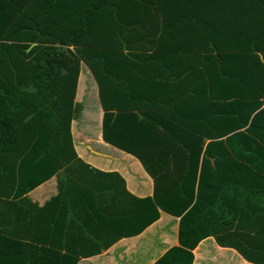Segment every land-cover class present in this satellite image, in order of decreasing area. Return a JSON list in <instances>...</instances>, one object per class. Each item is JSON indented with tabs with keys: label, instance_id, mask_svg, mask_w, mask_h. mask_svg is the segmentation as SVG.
Returning <instances> with one entry per match:
<instances>
[{
	"label": "trees",
	"instance_id": "16d2710c",
	"mask_svg": "<svg viewBox=\"0 0 264 264\" xmlns=\"http://www.w3.org/2000/svg\"><path fill=\"white\" fill-rule=\"evenodd\" d=\"M260 56L264 0H0V264H79L51 207L82 184L80 169L114 177L137 202L98 225L114 236L97 252L165 212L180 218V246L156 264H194L209 237L264 264ZM84 66L98 83L102 140L141 162L152 197L77 158ZM55 176L58 196L38 208L27 194Z\"/></svg>",
	"mask_w": 264,
	"mask_h": 264
},
{
	"label": "crops",
	"instance_id": "0c3cea01",
	"mask_svg": "<svg viewBox=\"0 0 264 264\" xmlns=\"http://www.w3.org/2000/svg\"><path fill=\"white\" fill-rule=\"evenodd\" d=\"M93 87L96 92L95 99L92 96ZM93 100L97 103L93 104ZM75 101L82 106L79 118L71 123L73 147L77 158L90 169L106 175H118L124 180L125 191L130 196L138 199L152 197L154 180L141 162L136 157L102 140L104 110L100 103L98 83L88 68L87 70L83 68L79 74ZM85 104L87 108L92 106L97 118L99 132L95 138L86 131V126L91 124L94 114L87 115L86 123L81 120L83 113L86 112ZM67 168L68 166L64 169ZM64 169L59 175L65 172ZM81 174H84L80 182L82 184L78 187L67 185L63 188L65 199H62V203L57 207H51L52 214L56 215L57 229L62 232L65 228L68 230V236L65 239L58 233L59 241L72 243L70 247L82 257L79 264H156L172 247L180 246V218L161 212L160 219L139 236L121 239L107 250L102 249L97 252L114 236L98 229V225L100 223L115 225L108 221L107 216L122 213L127 207L128 209L136 208L137 202L125 197L123 199L120 187L116 190V186H113V183L118 182L114 177L87 173L84 169H80L78 175ZM58 184V176H55L29 192L27 197L32 204L41 208L58 196L60 192ZM78 226H83L89 236L88 233H84V236L88 237L82 236L83 230H79ZM135 226L136 224L126 227L123 231L134 232ZM119 231L122 230L119 229ZM193 254L194 264H252L234 249L220 247L214 237L203 240Z\"/></svg>",
	"mask_w": 264,
	"mask_h": 264
},
{
	"label": "rangeland",
	"instance_id": "374dc122",
	"mask_svg": "<svg viewBox=\"0 0 264 264\" xmlns=\"http://www.w3.org/2000/svg\"><path fill=\"white\" fill-rule=\"evenodd\" d=\"M84 68V70H87V68L86 67H83ZM92 93H93V95L92 96H94L93 97V99H95V94H96V92H95V88L93 87L92 88ZM96 100H93V104L94 103H97V102H95ZM92 104V103H91ZM85 108H86V112H84L83 113V115H82V118H81V120L82 121H84L85 123L87 122V120H86V118H87V115H91V114H94V117H93V119H92V121H91V124H89L88 125V127L86 126V131H88V133L90 134V136L92 137V138H95L96 137V135L98 134V127H99V125H98V122H97V118H95V113L93 112L94 111V109L92 108V106H88V108H87V105L85 104ZM85 126V125H84Z\"/></svg>",
	"mask_w": 264,
	"mask_h": 264
},
{
	"label": "water",
	"instance_id": "95a60500",
	"mask_svg": "<svg viewBox=\"0 0 264 264\" xmlns=\"http://www.w3.org/2000/svg\"><path fill=\"white\" fill-rule=\"evenodd\" d=\"M34 46H35V45H32L31 48L34 47ZM260 59H261L262 63H264V61H263V59H262V56H260Z\"/></svg>",
	"mask_w": 264,
	"mask_h": 264
}]
</instances>
